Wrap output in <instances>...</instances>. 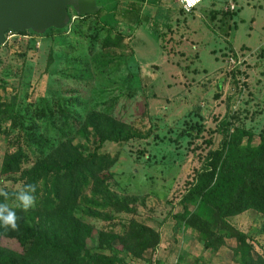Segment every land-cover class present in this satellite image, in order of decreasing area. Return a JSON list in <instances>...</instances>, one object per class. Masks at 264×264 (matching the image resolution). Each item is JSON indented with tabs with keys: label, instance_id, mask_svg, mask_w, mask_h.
<instances>
[{
	"label": "rangeland",
	"instance_id": "374dc122",
	"mask_svg": "<svg viewBox=\"0 0 264 264\" xmlns=\"http://www.w3.org/2000/svg\"><path fill=\"white\" fill-rule=\"evenodd\" d=\"M130 3L134 7L126 9ZM73 14L68 8L67 27L59 34L36 37V48L22 38L0 47V97L16 104L1 116L0 166L5 139L22 135L28 125L23 117L46 106L52 119H34L40 137L55 147L70 141L81 145L84 155L97 152L113 159L101 190L120 204L112 206L105 196L88 191L76 208L92 228L89 245L99 232L120 233L134 220L160 234L151 264H237L234 239L206 249L200 233L175 217L182 212L181 197L220 141L222 118L252 131L254 143L264 135V0H204L191 12L177 0H120L115 13L99 12L71 26ZM118 30L125 34L122 43ZM107 34L117 45L104 49ZM90 111L108 113L137 136L97 148V137L83 138L76 129L58 131L63 112L83 120ZM184 131L188 134L179 136ZM35 161L31 156L25 168ZM20 184L19 175H0V190L17 191ZM91 210L96 217L87 214ZM189 210L200 218L212 215L199 205ZM226 222L264 256V214L248 210ZM217 228L209 230L215 237L221 235ZM114 253L124 264H144L127 252Z\"/></svg>",
	"mask_w": 264,
	"mask_h": 264
},
{
	"label": "trees",
	"instance_id": "16d2710c",
	"mask_svg": "<svg viewBox=\"0 0 264 264\" xmlns=\"http://www.w3.org/2000/svg\"><path fill=\"white\" fill-rule=\"evenodd\" d=\"M95 1L99 7L95 14L81 16L74 12L70 15L73 19L69 25L84 23L99 12L115 13L120 0ZM129 5L131 7L125 8L134 7L131 3ZM102 20L104 24V19ZM63 30L50 28L43 34L54 35ZM17 33L34 36L28 41L34 47L36 37L42 35L31 31ZM115 36L120 39L118 43L125 39L121 30ZM116 45L117 42L109 34L102 41L104 49ZM50 64L51 54L45 72ZM15 107L14 101L2 102L0 97V135L1 116L12 113ZM139 107L143 113V105L140 104ZM40 113L23 117L28 125L22 130V135L17 133L10 136V139H5L7 144L0 175H19L20 188L25 184H35L36 207L28 212L18 208L14 193L19 190H7V201L0 196V203H8L22 217L18 221V231H6L0 225V264H124L114 250L127 252L135 261L144 264L154 262L160 234L150 226L134 220L124 225L120 233L99 232L95 243L88 244L92 238V228L77 216L76 208L81 197L88 191L93 197L97 194L105 196L106 192L101 188L105 187L104 182L108 180L109 175L105 172L113 165V159L97 152L84 155L82 146L72 145L70 141L55 147L52 141L38 135V127L34 121L47 115L52 119V111L44 106ZM65 114L62 113L64 118L58 131L64 134L65 131L76 129L83 138L97 137V148L107 141H128L137 136L105 112L90 111L83 120L78 115L67 118ZM187 134L184 131L179 136ZM217 134L220 141L216 148L208 152L194 181L181 197L179 202L182 212L175 218L197 230L206 249L215 242L223 245L227 239H234L237 264H264V256L254 252L246 234L231 228L226 222L227 218L248 210L264 214V135L259 134L258 142L254 143L255 134L252 131L233 127L226 118L219 121ZM31 156H35L36 161L26 169ZM104 200L112 206L120 204L108 196ZM85 202L100 209L106 208V204L99 201L85 199ZM192 204L206 208L212 215L210 218H200L192 214L189 210V205ZM124 206L132 211L129 205ZM87 214L97 216L92 210ZM211 226L220 229L219 237L209 231Z\"/></svg>",
	"mask_w": 264,
	"mask_h": 264
},
{
	"label": "water",
	"instance_id": "95a60500",
	"mask_svg": "<svg viewBox=\"0 0 264 264\" xmlns=\"http://www.w3.org/2000/svg\"><path fill=\"white\" fill-rule=\"evenodd\" d=\"M68 8L81 16L99 9L95 0H0V47L10 31L43 34L50 28L65 29Z\"/></svg>",
	"mask_w": 264,
	"mask_h": 264
},
{
	"label": "clouds",
	"instance_id": "9594fccd",
	"mask_svg": "<svg viewBox=\"0 0 264 264\" xmlns=\"http://www.w3.org/2000/svg\"><path fill=\"white\" fill-rule=\"evenodd\" d=\"M187 8H191L200 3V0H184ZM36 185L25 184L18 192L14 193L15 200L18 202L17 207L24 212L34 210L36 207ZM0 196L5 198V201L9 199V193L7 191L0 190ZM22 217L18 216L16 211L9 206L8 203H0V225L7 231L11 229L13 231L19 230L18 221Z\"/></svg>",
	"mask_w": 264,
	"mask_h": 264
},
{
	"label": "built area",
	"instance_id": "2783aa9c",
	"mask_svg": "<svg viewBox=\"0 0 264 264\" xmlns=\"http://www.w3.org/2000/svg\"><path fill=\"white\" fill-rule=\"evenodd\" d=\"M204 0H200V3H202ZM178 4H179V7L184 11V12H191L195 7H197L199 4H197L196 6H193L191 8H187L186 9V5L184 3V0H177ZM230 9H233V6L232 4L230 5ZM16 38H18L20 40V38H22L23 40H26L27 42L33 38L32 35L30 34H19L17 32H13V31H10L8 33H6L5 35V41H9L11 40L12 42H14L15 40H17ZM233 62V60L231 61Z\"/></svg>",
	"mask_w": 264,
	"mask_h": 264
}]
</instances>
